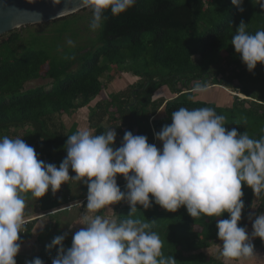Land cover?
<instances>
[{"label":"trees","instance_id":"trees-1","mask_svg":"<svg viewBox=\"0 0 264 264\" xmlns=\"http://www.w3.org/2000/svg\"><path fill=\"white\" fill-rule=\"evenodd\" d=\"M241 6L243 12L232 5L231 0H136L118 16L106 10L107 19L98 29L96 45L89 46L85 52L79 51L68 61L55 58L46 49L35 48L36 37L25 41L22 28L1 34L0 137L8 136L11 128L26 127L19 138L35 149L39 160L44 161L46 157V164L59 167L67 155L68 136L78 130L74 122L62 132L64 125L59 117L87 106L102 94L107 82L121 72H130L139 77L136 83L111 92L89 110L88 122L93 134L99 135L108 127H115L114 149L121 145L126 131L144 135L148 143L153 144V132L171 124V113L181 107L213 108L217 114L225 116L226 129L236 128L238 133L246 131L250 137L259 139L264 135V65L258 62L254 71L249 72L231 39L241 22L246 24L250 34L264 30V10L253 5L252 0H243ZM202 22L207 26L199 35L200 43L190 45L191 33ZM76 64L79 68L71 69ZM37 78L60 80L50 88L38 86L24 92V84ZM196 83L210 85L209 88L223 85L247 97H233L230 106L193 99L189 96L192 90L184 89L193 88ZM177 84H184L186 88L177 89ZM163 85H168L170 93L176 96L153 99L154 92ZM69 171L73 172L71 168ZM117 184L125 191L126 181L121 174H117ZM79 191V198L87 196V185L79 182ZM242 192L245 207L238 227L251 229L248 215L264 213V195L255 200L252 189L243 183ZM29 197L30 194L26 199ZM66 199V194L54 196L49 189L38 201L43 210H51ZM129 211V204L117 206L116 219L128 218ZM132 218L152 223L151 230L158 233L162 241V253L165 257L172 255L176 264H225L204 249L220 241L216 222L229 218L227 212L220 217L193 218L185 206L170 212L153 200L148 209L137 205ZM35 219L24 223L18 243L28 239ZM65 233L64 247H71L73 236L55 229L35 252L17 254V264L37 257L44 264H52L59 246L48 249L46 245ZM256 244L264 252V241L260 239Z\"/></svg>","mask_w":264,"mask_h":264},{"label":"clouds","instance_id":"clouds-1","mask_svg":"<svg viewBox=\"0 0 264 264\" xmlns=\"http://www.w3.org/2000/svg\"><path fill=\"white\" fill-rule=\"evenodd\" d=\"M135 2L79 0V7L92 11L89 27L96 31L107 19L106 10L115 17ZM231 3L244 11L243 0ZM252 3L264 10V0ZM73 43L68 41L69 45ZM231 43L249 72L258 62L264 65V30L250 34L241 22ZM208 91L209 86L201 83L192 89L194 95ZM225 119L213 108L181 107L171 113V124L154 133L162 148L149 144L144 135L126 131L121 145L114 149V129L108 127L99 135L78 129L68 136L67 155L59 167L39 160L35 149L22 138L0 137V264H17L27 195L37 200L49 189L57 192L70 179L87 185L85 213L79 222L85 227L75 232L67 249L63 244L67 233L46 245L48 249L59 246L52 264H176L172 255L165 257L162 253V241L151 230L152 223L132 218L137 205L148 209L153 200L170 212L185 206L193 218L220 217L227 212L229 218L216 222L218 239L223 241L220 256L225 264L252 258V239L264 241V213H249L253 228L250 236L238 222L245 207L242 183L257 198L264 195V135L254 139L246 131L228 130ZM70 168L74 176L69 175ZM117 174L124 177L126 191L117 184ZM122 200L130 206L128 218L108 219L95 214ZM25 264L44 261L37 257Z\"/></svg>","mask_w":264,"mask_h":264},{"label":"rangeland","instance_id":"rangeland-1","mask_svg":"<svg viewBox=\"0 0 264 264\" xmlns=\"http://www.w3.org/2000/svg\"><path fill=\"white\" fill-rule=\"evenodd\" d=\"M91 19H92V11L90 9L85 8L84 10L83 9L79 10L78 13L69 14L64 17H60V18L58 17L44 22L26 24L17 28H22L21 34L25 41L26 40L31 41V38L33 39L34 37H36L34 44L35 48L46 49L55 58L64 59L68 61L74 54H77L79 51L85 52L89 46L96 45L95 39L98 30L92 31L90 29L89 24ZM206 26L207 24L202 22L199 24L197 30L191 33L188 39V43L190 45H198L200 43L199 35L204 31ZM69 40L74 42L73 45L68 44ZM62 64L64 65V63ZM78 68L79 66H77V64L71 66V69H78ZM122 74L119 73L118 75H116L114 77V80L113 81L111 80L112 82L111 81L107 82L102 94L96 96L92 101H90L89 104L94 102L100 96H106L109 90L113 92H117L119 90H123V88L125 89L127 87L126 85L121 86L122 84L119 85V83H117V79L121 78V76H123ZM64 76L65 75H62L61 77ZM59 80L60 78H57L56 80H51L50 78L33 79L27 81L24 84L23 91L24 92L30 91L34 87H38V86H42L43 88H50L53 84H56ZM103 80L105 81V78H103ZM122 83L124 84L125 81ZM163 86L168 87V89L170 90L168 85H163ZM218 86H222L223 88L220 89ZM176 88L181 90L182 88H186V86L184 84L182 85L177 84ZM184 91H191V89L187 88V90L184 89ZM178 94L179 93H177V95ZM190 95L192 97L194 96L193 99L212 102L220 106H230L232 103L231 100L234 99L233 97L245 98L242 92H239L236 89L233 90L223 85H216V87H210L209 91L204 94L194 95L192 93L189 94V96ZM216 95H218L217 98ZM154 96L155 93L153 94L152 98H155ZM169 96L174 97L176 96V94L170 93ZM86 107H84L85 108L84 112L81 115H78V113H80L79 111L80 109H78L71 114H63L59 117L60 122H62V124L64 125L62 132H66L74 121L77 123L79 122L78 129H88L92 131L91 127L86 124V120L83 119L86 118V116L87 117L89 116V112L88 109H86ZM24 129L25 127L17 128V129L11 128L7 132V135L11 138H18L19 136L22 135ZM155 145L158 148H162V142L159 140H156ZM69 175L74 176L75 173L69 171ZM79 193H80L79 182L70 179L69 181L63 183L57 192L53 193L54 196H61L63 194H66L67 196V199L57 208L51 210H43L40 207V203L38 199L36 200L32 197L26 199L25 209H24V220L28 222L33 218L36 219L30 236L24 243L20 244L21 247L18 254L29 255L35 252L38 249V247L44 241H46L50 233L55 229L65 230L73 236L75 232L85 227V225L79 224V222L81 221V217L85 213L84 203L83 205L79 203L81 199V198L79 199ZM256 199L257 197H255V200ZM122 203H127V202L123 200ZM122 203L120 202V204H116V205L113 204L106 206L101 211L99 210V212L95 214L101 215L104 218L115 219L114 215H116L117 213V206H121ZM66 205H72V206L69 209H60L58 211H54ZM245 229L246 232H248V230L250 231L248 233L250 236L251 232L253 231V228L251 229L245 228ZM259 240H260L259 237L252 239V244L255 248V254L253 256V258L255 259L253 261H250V259L249 260L241 259V260H231L228 261V263L264 264V257H263L264 252H260L261 251L260 246L259 244H256L259 242ZM222 245H223V241L220 240L219 242L212 244L210 247L204 249V251L209 254H212L218 259L224 260L223 257L220 256V250Z\"/></svg>","mask_w":264,"mask_h":264},{"label":"water","instance_id":"water-1","mask_svg":"<svg viewBox=\"0 0 264 264\" xmlns=\"http://www.w3.org/2000/svg\"><path fill=\"white\" fill-rule=\"evenodd\" d=\"M80 9L79 0H70L69 3L60 0L59 4H54L53 0H34L33 3L29 0H0V35L22 25L48 21Z\"/></svg>","mask_w":264,"mask_h":264},{"label":"crops","instance_id":"crops-1","mask_svg":"<svg viewBox=\"0 0 264 264\" xmlns=\"http://www.w3.org/2000/svg\"><path fill=\"white\" fill-rule=\"evenodd\" d=\"M123 73V74H122ZM120 74H122L123 76H121V78H119V79H117V78H115V79H117V83H119V85H121V86H123V85H126V86H128V85H130V84H133V83H136V81L139 79V77L138 76H136V75H133L132 73H130V72H121ZM114 80V79H113ZM112 80V81H113ZM111 81V82H112ZM125 81V83L123 84L122 82H124ZM113 86H114V84H113ZM125 86V87H126ZM124 89V88H123ZM220 89H222V88H220ZM116 91V90H115ZM111 92H113V91H111V90H109V92H108V94H110ZM170 90L168 89V87H165V86H161L160 88H158L154 93H155V98H153V99H157V98H160V97H167V96H169V94H170ZM108 94L106 95V96H100L99 98H97L94 102H92L91 104H88L87 106L88 107H86V106H84V107H86V109H88V112H89V108L90 107H92L98 100H100V99H102V98H106V97H108ZM217 96L218 95H216V98H217ZM84 107H81V108H79L80 110V113H78V115H81L83 112H84ZM88 112H87V114H88ZM88 117L86 116V118H83V119H85L86 120V124L87 125H89V122H88V119H87ZM83 121V120H82ZM75 122V121H74ZM73 122V123H74ZM77 123V122H76ZM78 125H79V122L77 123V127H78ZM92 129V128H91ZM92 131H93V129H92ZM157 140V139H156ZM156 142V141H155ZM155 142L153 143V144H155ZM125 191H126V188H125ZM86 197L87 196H85V197H83V198H79L80 200H83V202L81 203V205H83V203H84V205L86 206V203H87V199H86ZM123 201V200H122ZM122 201H120L121 203H122ZM128 203H122V205H127ZM116 205V204H115ZM115 207V206H114ZM82 212H83V210H82ZM115 216V219H116V215H114ZM250 231L248 230V232L247 233H249ZM260 251V250H259ZM254 252H255V248H254ZM260 252H262V251H260ZM264 254V253H263ZM263 257H264V255H263ZM255 258H250V261H253ZM247 260H249V259H247ZM224 261V260H223ZM225 262V261H224ZM228 263V262H227ZM255 263V262H254Z\"/></svg>","mask_w":264,"mask_h":264},{"label":"built area","instance_id":"built-area-1","mask_svg":"<svg viewBox=\"0 0 264 264\" xmlns=\"http://www.w3.org/2000/svg\"><path fill=\"white\" fill-rule=\"evenodd\" d=\"M245 96V95H244ZM247 96H245V98H246ZM154 133L155 132H153V136H154ZM156 141V138H155V136H154V140H153V142H155ZM84 200V199H83ZM83 200H80L79 201V203L81 204L82 202H83ZM72 205H66V206H64V207H62V208H59V209H56V210H54V211H58V210H60V209H69L70 207H71ZM28 221V220H27ZM26 222V221H25Z\"/></svg>","mask_w":264,"mask_h":264},{"label":"bare ground","instance_id":"bare-ground-1","mask_svg":"<svg viewBox=\"0 0 264 264\" xmlns=\"http://www.w3.org/2000/svg\"><path fill=\"white\" fill-rule=\"evenodd\" d=\"M219 88H223L222 86H218Z\"/></svg>","mask_w":264,"mask_h":264},{"label":"flooded vegetation","instance_id":"flooded-vegetation-1","mask_svg":"<svg viewBox=\"0 0 264 264\" xmlns=\"http://www.w3.org/2000/svg\"><path fill=\"white\" fill-rule=\"evenodd\" d=\"M26 128V127H25Z\"/></svg>","mask_w":264,"mask_h":264}]
</instances>
